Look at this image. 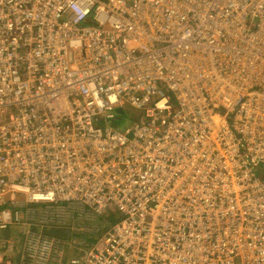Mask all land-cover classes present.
<instances>
[{
  "label": "built area",
  "instance_id": "obj_1",
  "mask_svg": "<svg viewBox=\"0 0 264 264\" xmlns=\"http://www.w3.org/2000/svg\"><path fill=\"white\" fill-rule=\"evenodd\" d=\"M202 1L0 0V264L57 201L122 216L71 264H264V15L206 0L193 33Z\"/></svg>",
  "mask_w": 264,
  "mask_h": 264
},
{
  "label": "trees",
  "instance_id": "obj_2",
  "mask_svg": "<svg viewBox=\"0 0 264 264\" xmlns=\"http://www.w3.org/2000/svg\"><path fill=\"white\" fill-rule=\"evenodd\" d=\"M118 113L125 115L124 112ZM63 206L64 208H62ZM26 210L33 211V214L36 216L35 221L37 222V224L35 226H32V232L42 234L41 236L43 237L45 243H49V241H51L53 245L56 242L61 243L62 247H64V251L67 247L82 246V243L76 242L77 240H80L81 237L86 238L87 244L85 248H88L89 250L95 244V242L98 241L99 237L107 230L100 229V231L96 230L94 232V230L91 229V226L89 225L98 223L99 220L102 221L103 218L101 217L102 214L98 215L99 213H97L92 206L88 205L78 206L77 204L72 205L71 203H65L62 201L39 202L36 204H32V207L29 206L28 209L23 208L21 210V219H23V213ZM39 210L45 213L43 217L39 216ZM60 210L65 213L64 217L62 216L61 212H59ZM87 212H90L91 215L87 214ZM93 214H96L97 216ZM21 223L22 221L19 218V221L15 222V225L13 224L6 230L1 231L4 237H6L7 239L9 238L15 240V237L12 235L11 231L13 229H17V226ZM95 227H97V225H95ZM72 241H74V243H72ZM15 245L19 249L17 260L23 264H26L21 259L24 253L22 251V248L20 247V244L16 242ZM54 246V249L62 248L61 246Z\"/></svg>",
  "mask_w": 264,
  "mask_h": 264
},
{
  "label": "rangeland",
  "instance_id": "obj_3",
  "mask_svg": "<svg viewBox=\"0 0 264 264\" xmlns=\"http://www.w3.org/2000/svg\"><path fill=\"white\" fill-rule=\"evenodd\" d=\"M220 36L224 35V31L218 30L217 31ZM262 75H264V71L262 72ZM249 82L251 83L250 85L253 87V89H260L264 88V80L260 75H256L255 77H251ZM135 111H131L128 114H120L117 113L116 117L114 120H120L123 118V116H128L127 121L132 122V117L134 115ZM125 122V120H124ZM40 214H44L43 211L39 210ZM87 214H90V212H87ZM97 216L96 214H93ZM100 215V214H98ZM103 218L102 221L99 220L98 223H94L91 226V229L96 230L100 229H108L111 226L114 225V222L118 221L121 219V214L119 212H112V213H104L101 216ZM106 218L111 220V223H107L108 219L106 221ZM36 216L33 214V211H24L23 213V224L20 226V232L19 230L17 231V235H15L16 241L20 244V247L22 248V251L24 255H22L21 259L26 263V264H71L70 261L73 257H82L86 256L88 253V248H85L87 244V240L84 237H81L80 240H77L76 242L82 243V246H73V247H67L66 250L64 251V247H62L61 243L56 242L54 245L56 246H61L62 248L60 249H54V248H45L44 247V241L42 239H37V237L33 238L32 235V226H35L37 222L35 221ZM97 222V221H96ZM97 225V227H95ZM99 226V227H98ZM84 227V226H83ZM89 233V232H85ZM37 239L35 241L32 240ZM39 240V241H38ZM74 243V241H72ZM26 246V247H25ZM13 263H19L23 264L17 259V255L12 253Z\"/></svg>",
  "mask_w": 264,
  "mask_h": 264
},
{
  "label": "bare ground",
  "instance_id": "obj_4",
  "mask_svg": "<svg viewBox=\"0 0 264 264\" xmlns=\"http://www.w3.org/2000/svg\"><path fill=\"white\" fill-rule=\"evenodd\" d=\"M256 2H257V4L252 7L253 11L256 14L260 13V14L264 15V11H260V9H259L263 5L264 0H256ZM199 7L203 8V10L205 9L204 13L202 12L203 10L200 11L202 14H204L203 16L201 14L196 13V11H194L192 14H187V16H186L188 23H190L192 28H193V30H192L193 33L199 31L200 21L206 18V16H207L206 14H208L210 12L209 8L211 7V5L206 0H203L200 3ZM183 9L193 10L192 7L190 5H188L187 3L185 5H183ZM83 19L88 21L87 17H84ZM262 19L263 20H262L261 26L259 27V33H258L256 42L263 41L261 39H264V17ZM252 23H250L249 26H252ZM231 27H233V24H231ZM235 27L236 28L240 27V25L236 24ZM237 30H239V29H237ZM249 64H250V66H253L254 68L256 67L254 63H249ZM14 65L16 66V64H14ZM256 70H257L258 75H260L263 78V80H264V75H262V73H260V70L258 68H256ZM5 81H9L8 76L5 78ZM250 84L251 83L249 82L248 85H250ZM235 89H236L235 94H237V92L240 93L241 91H246V88H245V90L241 89L240 87H237ZM226 95H230L228 98H233L234 99V96H233L234 94H232V95L231 94H226ZM176 104L178 105V102H176ZM210 111L212 113H209V114L210 115H215L216 118L218 119V121H217V126H218L217 127V133H220L222 131V129H220L219 127H223V128L229 129L228 128L229 125H232L231 127H237L242 122L241 119H230V117L232 115V112H229V111H217V110H214V109H210ZM119 112H122V111H119ZM136 115H138V114H136ZM124 120H125V122H124ZM126 124H127V116L123 117L120 120H115V121L111 120V122L109 124L104 126V129H108L109 127L114 128L116 126H119L122 130H125V128H126V132H127ZM98 125L101 126V123L98 124ZM133 127H134L133 124H131L130 128H133ZM191 186H192V184L190 185V188H191ZM194 234H195V232H194ZM198 241L199 240L194 239L193 245L197 246L199 244ZM2 258L3 257H0V262H1ZM201 263L202 262H199V264H201ZM11 264H19V263L18 262L17 263H13L12 262Z\"/></svg>",
  "mask_w": 264,
  "mask_h": 264
},
{
  "label": "clouds",
  "instance_id": "obj_5",
  "mask_svg": "<svg viewBox=\"0 0 264 264\" xmlns=\"http://www.w3.org/2000/svg\"><path fill=\"white\" fill-rule=\"evenodd\" d=\"M113 210H115L114 207H111L107 212L112 213L111 211H113Z\"/></svg>",
  "mask_w": 264,
  "mask_h": 264
},
{
  "label": "flooded vegetation",
  "instance_id": "obj_6",
  "mask_svg": "<svg viewBox=\"0 0 264 264\" xmlns=\"http://www.w3.org/2000/svg\"><path fill=\"white\" fill-rule=\"evenodd\" d=\"M239 8H240V9H243V7H242V6H241V7L239 6Z\"/></svg>",
  "mask_w": 264,
  "mask_h": 264
}]
</instances>
